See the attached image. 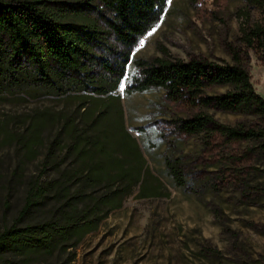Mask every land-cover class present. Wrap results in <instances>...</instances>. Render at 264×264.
Returning a JSON list of instances; mask_svg holds the SVG:
<instances>
[{
    "label": "rangeland",
    "instance_id": "374dc122",
    "mask_svg": "<svg viewBox=\"0 0 264 264\" xmlns=\"http://www.w3.org/2000/svg\"><path fill=\"white\" fill-rule=\"evenodd\" d=\"M69 19L89 22L82 16ZM261 22V9L244 0H169L161 20L135 47L127 74L116 91L100 96L72 85L65 95L33 87L15 88L1 95L0 231L18 218L56 135L60 141L57 155H66L64 162L53 165L49 172L50 178L58 179L56 188L21 224L51 219L60 196L76 194L86 182L85 174L80 181L73 176L67 179L77 169L89 166L87 158L67 153L73 128L80 132L79 148L90 150L89 136L99 137L105 144V153L95 150L93 159L107 170L102 183L87 189V184L83 186L78 193L83 203L78 206L104 194L109 183L112 190L122 188L124 184L117 176L120 168L137 164L136 158L122 154L126 131L146 160L147 172L142 177L146 197L138 195V187L119 193L117 198H124L122 207L111 211L96 231L85 236L70 264H261L262 159L247 170L245 185L225 184L217 176L221 164L204 156L200 135L188 139L163 137L157 126L159 120L181 114L164 102L163 89L126 92L137 61L167 58L231 62L227 47L234 46L247 52L251 81L264 98V63L255 50L243 44L245 32ZM225 90L213 88L211 93ZM208 113L220 124L233 126L246 121L241 115L215 108ZM168 157L181 158L185 164L183 185H177L167 172ZM69 250L53 256L41 251L23 256L6 253L0 257V264H60L69 257Z\"/></svg>",
    "mask_w": 264,
    "mask_h": 264
},
{
    "label": "trees",
    "instance_id": "16d2710c",
    "mask_svg": "<svg viewBox=\"0 0 264 264\" xmlns=\"http://www.w3.org/2000/svg\"><path fill=\"white\" fill-rule=\"evenodd\" d=\"M168 1L0 0V96L20 87L58 95L67 94L72 85L100 96L116 91L127 74L135 47L161 20ZM244 1L261 9L262 22L245 32L243 44L255 50L264 63V0ZM71 16H82L89 22L79 23L69 19ZM227 49L231 62L167 58L137 61L126 92L163 89L164 102L181 112L159 120L157 126L163 137L188 139L200 135L204 156L221 164L218 178L228 185L243 186L247 170L259 158L264 179V98L251 81L247 52L234 46ZM220 87L226 90L211 93ZM210 108L241 115L246 121L233 126L220 124L208 113ZM72 133L67 153L87 158L89 166L77 169L67 179L73 176L80 181L85 174L86 182L76 194L60 196L51 219L21 224L56 188L58 179L50 178L49 172L66 158L57 155L60 141L56 135L46 149L40 175L29 187L18 218L0 231V257L36 251L53 256L71 249L69 257L60 263L70 264L85 236L96 231L111 211L122 207L124 198H117L119 193L138 187V195L146 197L142 186L146 160L133 136L125 131L122 154L136 158L137 164L120 168L117 176L124 186L112 190L109 183L104 194L79 207L83 196L78 193L106 178L103 163L93 159L95 150L105 153V144L99 137L89 136L91 148L83 150L79 148L80 132L73 128ZM243 143L246 145L241 146ZM165 165L176 184L183 185L185 164L181 158L168 157Z\"/></svg>",
    "mask_w": 264,
    "mask_h": 264
},
{
    "label": "snow or ice",
    "instance_id": "6c2138e0",
    "mask_svg": "<svg viewBox=\"0 0 264 264\" xmlns=\"http://www.w3.org/2000/svg\"><path fill=\"white\" fill-rule=\"evenodd\" d=\"M141 46H143V41H141ZM121 87H123V86H121Z\"/></svg>",
    "mask_w": 264,
    "mask_h": 264
}]
</instances>
